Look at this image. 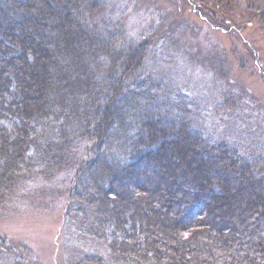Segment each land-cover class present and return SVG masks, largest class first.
<instances>
[{
  "label": "trees",
  "instance_id": "obj_1",
  "mask_svg": "<svg viewBox=\"0 0 264 264\" xmlns=\"http://www.w3.org/2000/svg\"><path fill=\"white\" fill-rule=\"evenodd\" d=\"M105 6L0 0V201L74 166L89 258L264 264V148L206 139Z\"/></svg>",
  "mask_w": 264,
  "mask_h": 264
},
{
  "label": "rangeland",
  "instance_id": "obj_2",
  "mask_svg": "<svg viewBox=\"0 0 264 264\" xmlns=\"http://www.w3.org/2000/svg\"><path fill=\"white\" fill-rule=\"evenodd\" d=\"M103 1L129 37L151 42L145 69L206 139L264 148V0ZM72 168L35 175L0 201V264H112L89 258L103 248L74 217Z\"/></svg>",
  "mask_w": 264,
  "mask_h": 264
}]
</instances>
